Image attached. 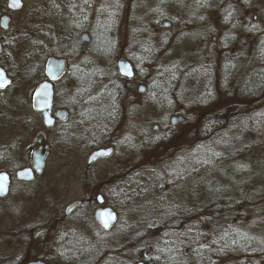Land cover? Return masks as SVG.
<instances>
[{"label": "rangeland", "instance_id": "obj_1", "mask_svg": "<svg viewBox=\"0 0 264 264\" xmlns=\"http://www.w3.org/2000/svg\"><path fill=\"white\" fill-rule=\"evenodd\" d=\"M5 1L0 0V4ZM163 2L162 0H87L86 3L85 0H76L79 9L87 12L82 24L83 29L92 34L96 40H105L102 42L104 48L113 49L115 52L118 49L130 52L154 50L155 47L163 45L166 39L160 36L163 34L161 28L159 29L161 33L155 35L147 30L146 25L141 26V23L147 21L146 24L150 27L149 23H154L153 20L160 16L169 19L178 16L176 0ZM248 2L250 3L249 20L252 21V17L256 16L257 22L246 27L244 38H236L238 30L236 32L234 29L232 31L223 27L224 30H217L220 42L229 44L231 48L229 50L234 53L231 61L218 60L219 63L224 64V67L221 65L205 67L207 58L196 56L195 50L198 46L194 30H188L180 38L182 42L172 45L169 51L170 56L158 58L156 55L151 57L140 54L131 55L138 73L142 76V81L146 82L148 87L150 86V95H138L142 100L137 107L139 115L133 122L124 120L114 122L113 119L107 118L108 112L106 113L104 108L97 110V106L103 104L102 106L105 105L106 109L113 111L116 92H120V84L114 81L108 69L110 65L115 67L117 58H105L103 49L96 45L89 49L93 50L96 47L95 55L88 52L83 57H77V63L75 61L74 66H77L79 70L74 72H80L79 79L74 82V88L68 94L60 95V100L72 110L67 125L68 134L64 133L61 136L59 134L58 142L52 147L46 173L35 183L21 189L19 196L13 188L12 196L0 202V232L4 229L30 228L37 222L36 217L40 209L42 211L56 209L63 212L69 204L93 193L92 203L83 206L80 211L64 221L63 224L70 229H63L59 239L61 242L69 240L58 247V256L51 257V264H129L131 250L133 255L139 254L142 261H148V264H196L197 260L215 261L213 258L215 254H212L215 251L214 247L228 246L222 242L227 236L226 230L223 229L220 234L221 229L217 230L218 227L215 228L208 222L207 217L213 216L211 213L206 215L204 222L202 219L194 221L192 215H187L184 219L179 214L181 206L185 203L193 204L191 196L194 194V187L191 191L184 192V195L191 196L182 201L178 197V191L165 192L168 185H163L161 181L157 180L158 189L155 190L146 169H142L149 161L142 163L138 158L142 157L143 152L155 158L158 157L160 150L167 153L172 149L176 150L177 148L174 147L177 145L183 148L186 144L191 145V142H187L188 135L194 133L198 137L201 126L196 123V128L192 127L189 131V120L194 118L199 120L205 112L211 114L221 107L240 102L237 91L230 93L231 98H228L233 79L232 76L229 79V76L244 75L248 65L259 63L264 58L262 56L264 54V0H248ZM45 3L43 0H30L25 5L21 13L25 19L23 35L16 37L9 48L14 51L13 57L15 54L21 56L28 50H52L49 46L51 42L54 43L56 50H60L58 33L61 25H59L58 17L48 18L46 10L35 9ZM252 25L257 27L252 28ZM140 37L147 39V42H133ZM126 38L128 41L124 42ZM104 59H107V62L104 63ZM226 62L230 65L226 66ZM176 64L181 68L177 72L162 74L152 69L157 65L178 67ZM16 65L14 63L12 66ZM13 67L12 72L15 75ZM82 71L90 73L89 80L81 79ZM150 77L153 80L149 79ZM222 86L227 87L228 90H222ZM136 89L137 87L135 92ZM149 100L157 101L156 108L149 105ZM200 102L202 104L198 105ZM175 115L188 118L184 125H178L171 130L169 121ZM34 123L31 121L32 126L27 128L31 133H23V144L14 146L11 143L8 150L10 161H19V156L24 157L28 147L34 144L38 131L37 121ZM155 125L159 127L157 132L153 131ZM120 128L129 131L133 129L131 131L133 137L125 140L122 145L118 144L112 158L92 168L90 175L94 177L93 181L100 184L98 188L92 184L90 175H85L87 159L92 151L105 144L103 142L109 136L111 129ZM27 129L24 127L20 130L27 131ZM60 131L58 129V133ZM169 137L170 142L165 145L164 141ZM12 146L13 149H11ZM247 146H249L247 141L239 137L233 140V144L222 149L226 150L224 155L231 157L232 160L229 161V157L223 158L224 161L217 166L218 170L213 171L211 175L209 173L210 177H206L204 183L201 180V196H205L208 200L211 190L218 187L227 189L228 195L236 198L243 187L242 185L240 188V185L244 184L242 181L244 176L245 181L252 186L264 184L262 174L259 173L261 176L259 178L256 176L250 179L251 172L248 170L249 168L262 170L264 164L262 165L260 161L264 159L263 154H250ZM132 155L133 181L130 179L131 175L127 174L132 165ZM2 156L0 151V161ZM137 159L139 164L136 163ZM7 168H10V164ZM113 174H127L126 178H128H122L116 183L110 182L109 186L103 187V180ZM160 187L162 188L159 189ZM100 190L106 204L114 208L118 217L115 227L109 232L101 231L94 218L97 208L94 199L98 192H101ZM197 205L200 208L204 205L201 198ZM46 216L47 213L42 212L40 221H46L48 219V217L44 219ZM255 222L248 218L246 223L252 225ZM238 226L248 227L246 224ZM152 234L154 238L150 241L149 235L152 237ZM155 237L158 239L156 243ZM194 237L197 239L195 240ZM146 238H148L147 241ZM229 239L232 245L236 243L233 236ZM157 244L158 247H156ZM160 247L166 249L164 255ZM255 249V252L261 253V260L237 262L264 264V240L257 242ZM2 252L0 249V258ZM196 254L198 256H195ZM203 254L205 259H202ZM7 263L12 264L13 261H0V264Z\"/></svg>", "mask_w": 264, "mask_h": 264}, {"label": "flooded vegetation", "instance_id": "obj_2", "mask_svg": "<svg viewBox=\"0 0 264 264\" xmlns=\"http://www.w3.org/2000/svg\"><path fill=\"white\" fill-rule=\"evenodd\" d=\"M29 1L30 0H18L11 4L10 0H6L0 4V69L4 71L6 77L11 81V84L7 88L0 89V151L3 155L0 161V175L5 174L8 177L7 193L4 197H0V202L5 201L12 196L11 194L13 188L16 189V195L19 196L21 194V189L27 185L35 183L40 177H42L47 171L48 159L52 154V147L58 142L59 134L60 136L64 133L68 134L67 125L72 115V110L68 105H65L60 100V95L62 93L63 95L68 94L69 91L74 88V82L79 79L78 74H80V72H74L79 70L77 66H74V62L76 61L75 63H77V57H83L84 54L88 52L89 54L95 55L97 50L96 47H99L103 49L102 52L105 58H117L115 67L110 65L108 69L114 81H117L120 84V92H116L117 96L115 103L113 104V111L111 112L108 108L106 109L105 105L102 106L103 104L97 106V110L100 111L104 108L106 113L108 112L107 118L113 119L112 121L114 122H120V120L133 122V120L139 115L137 107L139 106V101L142 100L141 98L139 99L138 95H150V86L148 87L146 82L142 81V76L138 73L136 64L131 58L134 54H140L141 56L145 55L148 57L156 55L158 58L170 56L169 51L171 50L172 45L182 42L183 40L180 38L183 37L184 33L188 30H194L193 32L195 33V37H197L198 46L195 50L196 56L207 58L208 62H206L205 67H217L218 65L223 66L224 64H221L222 62L219 63L218 60L231 61L234 58V53L229 50L231 49L229 44L220 42L217 30L221 31L223 28H228L232 31L233 29L234 31L238 30V32L236 31V38H244V30H247L246 27H249L250 24H255L257 22L256 16L252 17V21L249 20L250 14L248 9L250 10V3H245L244 0H176L177 9L179 11L177 17L172 19L162 16L157 17L153 20L154 23H149L150 27L147 26V21L141 23V26L146 25L147 30H150V32L155 35H159L161 33L159 30L160 28L163 30V34L160 36H163L166 40L163 41V45L161 47H155L154 50H138L133 52L118 49L115 52L113 49L104 48L102 42H105V40L98 41L92 34L90 35L85 29H83L82 24H84V17L87 12L83 9H79L76 0H43L46 2L45 5L43 4L41 7H37L35 9L46 10L48 18L58 17L57 19L59 21V25H61L58 37L59 40H62L64 37L68 43V47L66 49H62L59 44L60 46H58L60 47V50H56L53 46L54 43L51 42L49 43V46L52 47L53 51L43 49L28 50L23 52L24 54L21 56H17L15 54L13 57L14 51L9 49L10 44L16 39V37L23 35L22 29L25 19L21 13ZM163 1L165 0H162V2ZM58 8L60 10H58ZM227 11H232L233 13L230 23L225 21ZM201 17H203V19H201ZM232 24H236V27H232ZM84 35L88 37L87 42L83 38ZM117 40L119 41V38ZM126 40L128 41V38L124 39V42ZM139 41L147 42V39H142V37H140L139 39L133 40V42L136 43ZM93 45H96L95 49L89 50ZM51 59L64 61L65 63L63 72L58 73L59 71L56 70V74H53L55 78L49 75L48 71V62ZM121 60L130 64V70L132 73L130 78L121 75L118 69V62ZM103 62H107V59H104ZM14 63L17 64L15 67L12 66ZM226 63V66L230 65L229 62ZM11 66L15 68V75L12 72ZM160 66H154L152 69H155L156 73L162 74L171 73L173 71L177 72V70L181 69L177 64L176 66L178 67L173 65L172 67L169 65ZM103 70L100 72L101 74ZM84 72L82 73L83 76H81V79L84 78L85 80H89V76H91L90 73L88 74ZM149 79L153 80L151 77ZM43 84L49 85L52 91V103L50 108L46 111L49 116V120L52 123L50 127L45 125L43 113L37 112L34 109L33 103L35 92ZM135 87H137L136 92L134 91ZM140 88H143V92L140 91ZM149 103V105L154 106L157 104V101L154 102L149 100ZM133 108H135V111H133ZM175 117H182L184 119V121L179 125H184L186 123V118L182 115H175L172 118ZM171 119L169 121V127L172 130L178 125L175 127L172 126ZM31 121H33V123L37 121L38 123L36 140L33 145L28 147L26 154L24 153V157L19 156V161L12 162L8 158L10 145L11 143L14 146L23 144V133H31L28 130L30 126H32L30 125ZM155 126L159 130V127L157 125ZM155 126L153 127V131ZM24 127L26 129L28 128L27 131L20 130L24 129ZM167 128L168 127H166V129ZM58 129L61 130L59 133ZM131 131H133V129L130 131L125 128L116 130L111 129L108 133L109 136L107 137L108 142L105 140L103 142L105 144H102L103 146H98L90 153L91 155L97 150L112 149L111 156L94 162L91 165H88V157L85 175H90L92 168L96 164L105 162L112 158L115 154L117 145H122L125 140L133 137V133ZM10 133L11 136L9 135ZM40 147H48V150L42 172L41 174H37L33 170V159L34 156L38 155V153L35 152ZM11 149H13V146ZM195 149L197 148L195 147ZM140 158L141 157L138 159ZM150 158L153 157L150 156ZM138 159L136 161L137 164L140 163ZM131 161L132 165L129 167L127 174L131 175L130 179L133 181V155L131 157ZM8 164H10V168H7ZM142 169H146L147 175L149 176L151 183H153L152 185L155 186V190L158 189V186H156V184H158L157 180L161 181L163 185H168L165 192H170V190L178 191L180 201L190 198L191 195H184V192L191 191L192 187H194V194L191 196V198L193 197V204L185 203L181 206L182 209L179 214L184 217V219L187 215H192L194 217V221L200 218L201 208L197 205L199 199L201 198L200 183L202 171L200 162H186L181 158L172 162L149 161V163ZM24 170L33 171V179L31 181H25L18 178V173ZM127 174L110 175L106 178V180H103V187L110 184V182L116 183V181L126 178ZM91 176L92 175L89 177L92 178ZM93 178L92 184L100 188V184L93 181ZM161 188L162 187L159 189ZM98 193L99 194H97L94 199V202L97 204L96 210L100 207L110 208L116 213L111 205L109 206V204H106L102 191ZM90 194L79 200L82 202V205L68 216L66 215V208L68 206L65 207L63 212L56 211V209L53 208H51L53 210L49 211H42V209H40L38 211L39 214L36 217L37 222L30 228L25 227L23 229L12 230L4 229L1 231L0 249H2L3 252L0 261H13L12 264H28L29 262H43L44 264H51V257L53 255L58 256V247L66 244L65 242L69 240L61 242L59 239L63 229H70V227H66L63 224L64 221L76 212L80 211L83 206L92 203L91 198H93V193ZM98 196H101L104 200V204L102 206H99L97 203ZM42 212L47 213V216L44 219L48 217V219L44 222H41L42 220L40 221ZM114 227L115 225L108 231L102 230L100 227L99 228L103 232H109ZM194 238L195 240L197 239L196 237ZM151 256H153V254H151ZM195 256L198 255L196 254ZM131 261H133L132 250L130 252L129 264H132ZM138 262L148 264V261Z\"/></svg>", "mask_w": 264, "mask_h": 264}, {"label": "trees", "instance_id": "obj_3", "mask_svg": "<svg viewBox=\"0 0 264 264\" xmlns=\"http://www.w3.org/2000/svg\"><path fill=\"white\" fill-rule=\"evenodd\" d=\"M59 41L62 49L68 47V43L64 37ZM246 70L244 75L232 74L229 76V79L231 76L233 79L231 80L232 89H229L228 98H231L230 93L237 91L240 102L221 107L211 114L205 112L199 120L194 118L188 121L189 131L192 127L196 128V123H199L201 126L198 130V137L194 133L187 137V142H191L192 146L186 144L183 148L177 145V147H174L177 148L176 150L172 149L171 152L167 153L160 150L158 157L155 158H150L146 152H143L140 158L141 162L143 163L146 160L153 162H172L177 161L178 158L184 159L186 162L198 161L201 164V180L204 183L206 177H210L208 176L209 173L211 175L216 169L218 170L219 167L217 166L224 161L223 158L227 159L229 157L224 155L226 150L222 149L233 144V140L239 137L247 141L249 145L247 146L249 149L248 153H262L264 158V58L259 63L248 65ZM222 90H228V88L226 87ZM200 104L202 103L200 102L198 105ZM204 105L201 106L203 107ZM185 118L187 119L188 117L186 116ZM106 142H108L107 139ZM164 142L165 145L169 144L170 137ZM157 145L159 146L160 144ZM229 159V161L232 160L231 157ZM263 161L264 159L260 161L262 165L264 164ZM248 170L251 172L250 176L248 175L250 179L256 176L259 178L261 177L260 174L263 175L261 178L264 179V167L262 170L255 168H249ZM242 181L244 184L240 185V188L242 185L243 187L236 195L237 199L231 198L228 195L229 193H227V189H219L218 187L211 190V195L208 200H206L207 198L205 196H201L204 205L201 208L200 218L198 219H202L204 222L206 215L211 213L213 216L207 217L208 222L213 227H218L217 230L221 229L220 234H222L223 229L226 230L227 236H225L222 242L228 246L223 248H220L221 246L214 247L215 251L212 254H215L213 256L215 261H196V264H239L237 261L261 260V253L255 252V246L257 242L264 240L262 238L264 236V184L252 186V184H248V181H245V176ZM95 190L97 189L95 188ZM248 218L256 222L252 225H247ZM243 224H246L248 227L243 228L238 226ZM231 236L234 237L236 242L234 244L233 241V245L229 243ZM153 238L154 234H152V237L149 235L150 241ZM157 240V237H155L154 242L156 243ZM156 247H158V244ZM160 249L164 255L165 249L163 247H160ZM160 249L158 250L159 252ZM251 252L252 254H249ZM162 254L160 253V255ZM202 259H205L204 254L202 255ZM138 261H142V258L136 253V255H133V261L131 263L136 264Z\"/></svg>", "mask_w": 264, "mask_h": 264}, {"label": "water", "instance_id": "obj_4", "mask_svg": "<svg viewBox=\"0 0 264 264\" xmlns=\"http://www.w3.org/2000/svg\"><path fill=\"white\" fill-rule=\"evenodd\" d=\"M16 1H18V0H10V3L12 4V3H15ZM83 38L86 42L88 41V37L86 35H84ZM64 68H65L64 61H58L56 59H51L48 62L49 75H51L53 78H55V76H53V74H56V70H58L59 71L58 73H60V72L64 71ZM118 69H119L122 76L127 77V78H130L132 76V75L129 76L126 74L128 71H131V70H130V64L126 63L124 60H121L118 62ZM6 79L9 81V84H8V86H9L11 84V81L7 77H6ZM45 86H47V87H45ZM7 87H5V88H7ZM5 88H0V89H5ZM140 91L143 92V88H140ZM33 103H34V109L37 112L43 113L45 125L50 127L52 123L50 122L49 116L46 113V111L50 108L51 103H52V91H51V88L49 87V85L43 84L37 89V91L34 94ZM183 121H184V119L182 117H175V118L171 119V125L175 127V126L181 124ZM157 130H158V128L155 126L154 131H157ZM47 150H48V147H40L35 152V153H38V155L34 156L33 170L37 174H41V172H42L43 164H44V161L47 157ZM111 154H112V149L97 150L89 156L88 165H91L94 162H97L101 159L108 158L111 156ZM22 173L24 175H21ZM1 175H5V174H1ZM18 178L25 180V181H31L33 179V171L32 170H24L22 172H19ZM7 186H8V181H6V190L3 192H0V197H4L6 195ZM97 203L99 206H102L104 204V200L102 199L101 196H98ZM81 205H82L81 201L75 202V203L69 205L66 208V215L67 216L70 215L75 210H77ZM102 212L105 214L103 217L101 216ZM94 217H95V221H96L97 225L102 230H105V231L110 230L117 222V215L110 208L100 207L99 209L96 210ZM105 220L108 222V227L104 226ZM28 264H44V263L43 262H29ZM139 264H142V263H139Z\"/></svg>", "mask_w": 264, "mask_h": 264}, {"label": "snow or ice", "instance_id": "obj_5", "mask_svg": "<svg viewBox=\"0 0 264 264\" xmlns=\"http://www.w3.org/2000/svg\"><path fill=\"white\" fill-rule=\"evenodd\" d=\"M85 2L87 3V0H85ZM245 3L248 2V0H244ZM233 13L232 11H227L226 15H225V21L226 22H231ZM201 19H203V17H201ZM232 27H236V24H232ZM257 27V25H252V28ZM127 75L131 76L132 73L131 71H128L126 73ZM9 84V81L6 79L5 73L3 70H0V88H5L7 87ZM47 87V86H45ZM21 175H24L23 173ZM8 180V177L6 175H0V192H3L6 190V181ZM105 214L102 212L101 216L103 217ZM104 226L108 227V222L105 220L104 221Z\"/></svg>", "mask_w": 264, "mask_h": 264}]
</instances>
